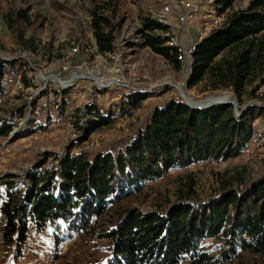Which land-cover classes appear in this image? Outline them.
<instances>
[{
	"label": "trees",
	"instance_id": "trees-1",
	"mask_svg": "<svg viewBox=\"0 0 264 264\" xmlns=\"http://www.w3.org/2000/svg\"><path fill=\"white\" fill-rule=\"evenodd\" d=\"M223 9L236 0H219ZM22 16L24 14L20 12ZM115 7L105 2L91 10L90 28L101 53L114 52L122 26ZM26 17V16H25ZM169 27L147 16L137 34L142 44L170 60L177 68L175 49L165 45ZM31 42V41H30ZM17 61L0 58V76L21 72ZM262 71L264 81V0H251L245 9L228 14L226 25L198 45L188 87L203 84L204 91L230 88L238 101L250 95L248 87ZM2 79V78H1ZM6 94L0 80V100ZM137 107L148 92L128 95ZM18 107L0 117V135L14 129L12 116H24ZM99 126L111 119L98 114ZM264 105L250 104L235 114L233 104L192 108L172 97L157 106L150 119L117 154L99 151L93 157L70 149L50 169L35 171L22 190L7 181L0 188V239L23 255L31 228L52 231L58 243L92 232L116 206L145 191L173 170L205 161H226L241 156L257 133L255 122ZM195 180L189 176V192ZM183 194L165 213L143 214L136 208L117 212V224L103 233L113 239L105 264H228L242 252L264 253V175L242 191L224 189L218 196L190 201Z\"/></svg>",
	"mask_w": 264,
	"mask_h": 264
},
{
	"label": "rangeland",
	"instance_id": "rangeland-1",
	"mask_svg": "<svg viewBox=\"0 0 264 264\" xmlns=\"http://www.w3.org/2000/svg\"><path fill=\"white\" fill-rule=\"evenodd\" d=\"M105 2L115 7L122 26L115 51L101 53L89 22L91 10ZM250 2L236 0L225 14L245 9ZM162 9L159 0H0V58L17 61L16 68L29 81L28 86L23 84L21 72L0 76L6 91L0 100V117L10 116L18 107L25 111L24 116H12L15 125L9 135H0V188L10 181L26 189L33 172L51 170L70 149L91 157L99 151L117 154L145 126L155 108L172 97L184 101L190 97L194 102L226 97L238 109L236 115L250 104L264 105L262 71L248 87L253 93L240 102L230 88L188 87L183 65L177 68L144 46L137 30L143 18H154ZM59 79L68 83L62 85ZM119 79L136 89L120 87ZM136 91L148 92L150 97L134 107L128 95ZM99 113L111 122L99 126ZM255 127L257 133L241 156L171 171L108 212L88 234L58 243L52 231L37 233L32 227L19 259L15 246L7 247L0 239V264H105L113 254L109 247L114 240L103 233L117 224L120 207L136 208L143 214L165 213L190 190V175L195 180L188 193L190 201L218 196L229 188L242 191L264 175L262 118ZM228 264H264V253L242 252Z\"/></svg>",
	"mask_w": 264,
	"mask_h": 264
},
{
	"label": "built area",
	"instance_id": "built-area-1",
	"mask_svg": "<svg viewBox=\"0 0 264 264\" xmlns=\"http://www.w3.org/2000/svg\"><path fill=\"white\" fill-rule=\"evenodd\" d=\"M162 12L155 19L169 27L163 34L165 45L175 49V55L190 75L198 45L212 32L223 28L228 16L219 0H159ZM197 29L194 32V29ZM126 41L122 40V44ZM78 48H74L77 51ZM120 87L135 90L134 85L118 80ZM238 113V112H237ZM240 113H238L239 115Z\"/></svg>",
	"mask_w": 264,
	"mask_h": 264
},
{
	"label": "water",
	"instance_id": "water-1",
	"mask_svg": "<svg viewBox=\"0 0 264 264\" xmlns=\"http://www.w3.org/2000/svg\"><path fill=\"white\" fill-rule=\"evenodd\" d=\"M188 79H189V76H188ZM188 82V81H187ZM181 90V89H180ZM181 93H183V91L181 90L180 91ZM182 96H183V94H182ZM211 98V97H210ZM210 98H208V99H210ZM189 99L191 100V98L190 97H188V100H185V103L187 104V105H189L190 107H192V108H197V109H205V108H209V107H211V106H213V105H216V104H234V102L233 101H231V100H229L228 98H226V97H224V98H222V97H219V98H217V99H213V100H211V101H209V102H207V103H205V104H203V105H192L191 103H190V101H189ZM207 99V100H208ZM195 102H197V101H195ZM235 109H236V111L238 110L236 107H235Z\"/></svg>",
	"mask_w": 264,
	"mask_h": 264
},
{
	"label": "bare ground",
	"instance_id": "bare-ground-1",
	"mask_svg": "<svg viewBox=\"0 0 264 264\" xmlns=\"http://www.w3.org/2000/svg\"><path fill=\"white\" fill-rule=\"evenodd\" d=\"M78 77V76H77ZM85 77H86V74H85ZM75 78V77H74ZM59 81H60V83L62 84V85H66L68 82L67 81H63V80H60L59 79ZM70 81V80H69ZM72 83V82H71ZM184 92V91H183ZM183 94V93H182ZM183 96H184V94H183ZM184 98V97H183ZM219 98V97H218ZM185 100H187V98H184ZM213 99H217V98H213ZM212 98L211 99H208V100H204V101H201V102H194V101H192V100H190L189 99V101H190V103L192 104V105H203L204 103H207V102H209V100L211 101V100H213Z\"/></svg>",
	"mask_w": 264,
	"mask_h": 264
},
{
	"label": "crops",
	"instance_id": "crops-1",
	"mask_svg": "<svg viewBox=\"0 0 264 264\" xmlns=\"http://www.w3.org/2000/svg\"><path fill=\"white\" fill-rule=\"evenodd\" d=\"M196 31H197V29L195 28V29H194V32H196Z\"/></svg>",
	"mask_w": 264,
	"mask_h": 264
}]
</instances>
